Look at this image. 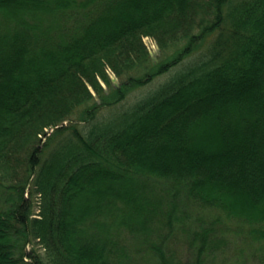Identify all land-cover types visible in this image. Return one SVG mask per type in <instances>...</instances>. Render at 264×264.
Returning a JSON list of instances; mask_svg holds the SVG:
<instances>
[{"label":"trees","instance_id":"16d2710c","mask_svg":"<svg viewBox=\"0 0 264 264\" xmlns=\"http://www.w3.org/2000/svg\"><path fill=\"white\" fill-rule=\"evenodd\" d=\"M0 190V264H264V0H0Z\"/></svg>","mask_w":264,"mask_h":264},{"label":"rangeland","instance_id":"374dc122","mask_svg":"<svg viewBox=\"0 0 264 264\" xmlns=\"http://www.w3.org/2000/svg\"><path fill=\"white\" fill-rule=\"evenodd\" d=\"M144 43L147 46V49L149 50L151 56L155 57V55L157 54V48H156V45L153 42V40L150 38H144ZM165 79L166 78L163 77V78L159 79L157 82H155L153 85H151L150 87H146V88H143L140 90H136L133 93H131V95L128 96L126 102H124L125 104L123 103V105H124L123 109L131 110L135 106V105H133V104H135V102L145 100L147 98V96L150 95V92L155 91L160 86V84H162L164 82ZM116 114H117V111L115 109H107L104 112L100 113L98 116H99V118H102V119L104 117H106L107 120H111L116 116ZM110 122H112V121H110ZM72 124L76 125L77 128L83 132L87 131V123H79L74 118V120L72 121ZM64 125L66 126V125H68V123H64ZM50 133H51V130L49 131V134ZM68 139H69L68 136L64 137V139H62V142H64L65 140H68ZM58 142L59 141L56 140L53 143V147L56 146L58 144ZM5 194H6L5 192H2L0 190V201L3 199ZM39 203H40V199L38 197H34L33 198V210H34L35 215L39 211ZM189 212L192 214L200 213V214H203V216H213L214 215L213 211H211V210H204V209H200V208L195 207V206H191ZM228 224L231 228L232 227L231 223H228ZM227 234H230V233H227ZM234 241L235 240L233 239L232 240L233 243L230 244L228 251H224L223 255L217 256L214 264H258L259 263L258 257H260V256H251L254 248H256V245L249 246L245 249V253L243 254V256H247V262L238 261L236 259V251L238 250L239 243H235ZM170 245L172 247L176 248L183 256L185 255V242L183 239L177 238L173 242L171 241ZM33 247L35 250H37L40 253L39 246L34 244Z\"/></svg>","mask_w":264,"mask_h":264}]
</instances>
